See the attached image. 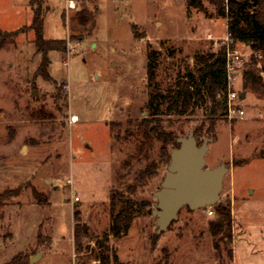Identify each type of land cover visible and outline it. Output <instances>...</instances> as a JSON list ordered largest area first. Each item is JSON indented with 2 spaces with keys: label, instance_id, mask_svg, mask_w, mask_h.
I'll list each match as a JSON object with an SVG mask.
<instances>
[{
  "label": "rangeland",
  "instance_id": "rangeland-1",
  "mask_svg": "<svg viewBox=\"0 0 264 264\" xmlns=\"http://www.w3.org/2000/svg\"><path fill=\"white\" fill-rule=\"evenodd\" d=\"M66 1L43 0L44 39L66 42L65 53L48 54L51 81H44L37 75L41 55L33 33L7 35L30 26L29 0H0V195L21 191L0 211V264L19 254L29 260L39 254L33 264H97L104 251L98 242L115 252L117 264H264V100L243 87L249 62L231 87L244 94L238 101L244 118L220 117L213 139L196 138L199 145L211 139L207 169L228 168L220 201L230 203L229 246L214 247L211 208H182L160 235L147 214L126 236L104 238L110 196L134 183L146 150L152 160L158 149L134 126L151 115L145 108L147 54L157 53L156 82L164 91L192 73L197 52L227 42V21L208 18L214 13L209 0H198L206 14L188 9L186 0H71L74 9ZM80 12L82 26L74 18ZM234 49L250 54L243 45ZM160 110L166 130L177 135L207 127L201 111L179 117L166 105ZM163 174L134 195L152 203L149 211ZM75 212L90 235L80 253Z\"/></svg>",
  "mask_w": 264,
  "mask_h": 264
},
{
  "label": "trees",
  "instance_id": "trees-1",
  "mask_svg": "<svg viewBox=\"0 0 264 264\" xmlns=\"http://www.w3.org/2000/svg\"><path fill=\"white\" fill-rule=\"evenodd\" d=\"M214 13L208 18H222L227 21V42L219 43L217 49L212 46L206 50L197 52L194 57V68L185 80H177L170 84L164 91L161 85L156 82V70L158 68L157 53L147 54L146 65V87L148 90V101L145 108L151 111L149 117L143 118L134 126L144 139H153L158 144L154 159H150L149 150L145 151L146 163L143 169L139 170L134 177V183L127 186L123 192H113L110 196L111 222L105 240L109 238L119 239L126 236L135 219L147 215L152 203L149 200H136L134 195L138 188L143 187L147 182L156 177L165 169L169 163L170 150L177 147L175 140L183 136L175 131L166 130L160 120L163 114L160 107L166 105L168 111L175 112L179 117H190L196 111H201L205 116L207 127L202 125L194 130L197 138H214L215 126L218 118L225 116L226 96L228 93L227 76L225 70L227 49L233 50L237 45H243L250 51L251 58L248 69L242 73L243 87L253 93L258 100H264V0H209ZM188 9H195L206 14L203 4L198 0H186ZM32 13L30 26L18 30L8 36L15 37L25 32H32L34 35L33 44L36 51L41 55V63L37 75L44 81H51L48 74L50 61L48 54L52 52L65 53V41H47L43 37V24L45 10L43 0H29ZM253 10L250 12L249 8ZM85 12L78 13L74 18L82 26V18ZM259 54L260 58H255ZM116 129L111 124L110 131ZM142 143V142H141ZM144 146V144H143ZM236 164V162H234ZM20 189L5 191L0 195V211L4 203L11 198L20 195ZM37 198L41 195L33 193ZM116 203L118 209L116 210ZM188 210V208H185ZM189 211V210H188ZM213 218L208 221V232L218 249V244L223 243L225 248L232 240V217L229 201L221 202L211 208ZM74 245L77 253L83 249V243L90 239L86 225L81 221L79 214H74ZM103 252L97 257V264H117L115 252L104 247L98 242ZM230 253V251H229ZM6 264H29V257L22 254L16 255Z\"/></svg>",
  "mask_w": 264,
  "mask_h": 264
},
{
  "label": "water",
  "instance_id": "water-1",
  "mask_svg": "<svg viewBox=\"0 0 264 264\" xmlns=\"http://www.w3.org/2000/svg\"><path fill=\"white\" fill-rule=\"evenodd\" d=\"M240 99H244V94L240 95ZM175 142L177 147L170 150L169 163L159 189L153 194L154 209L147 212L156 219V235L167 231L182 208L197 211L216 206L228 172L223 164L213 169L206 168L205 156L211 139H204L199 145L194 132H190L185 137H178ZM39 256L36 254L29 264H33Z\"/></svg>",
  "mask_w": 264,
  "mask_h": 264
},
{
  "label": "built area",
  "instance_id": "built-area-1",
  "mask_svg": "<svg viewBox=\"0 0 264 264\" xmlns=\"http://www.w3.org/2000/svg\"><path fill=\"white\" fill-rule=\"evenodd\" d=\"M66 8L74 9V2L71 0H67ZM250 58L251 54H243L237 52L235 49H227L225 70L227 76L228 93L226 96L225 107L223 109V112L225 113V117H227L228 119H243L245 116V112L243 111V109H241L238 104L240 96L232 92L231 87L234 81L236 80L237 76L240 75L243 66L250 61ZM255 58H260V55L256 54ZM208 214L211 216V211H209Z\"/></svg>",
  "mask_w": 264,
  "mask_h": 264
},
{
  "label": "bare ground",
  "instance_id": "bare-ground-1",
  "mask_svg": "<svg viewBox=\"0 0 264 264\" xmlns=\"http://www.w3.org/2000/svg\"><path fill=\"white\" fill-rule=\"evenodd\" d=\"M72 121H76V118L74 117Z\"/></svg>",
  "mask_w": 264,
  "mask_h": 264
}]
</instances>
